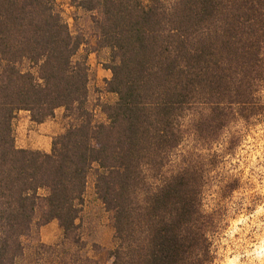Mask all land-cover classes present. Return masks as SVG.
Listing matches in <instances>:
<instances>
[{"label":"trees","instance_id":"16d2710c","mask_svg":"<svg viewBox=\"0 0 264 264\" xmlns=\"http://www.w3.org/2000/svg\"><path fill=\"white\" fill-rule=\"evenodd\" d=\"M65 6L108 53L104 122ZM59 109L71 123L50 153L16 147L21 112L40 125ZM263 122L264 0H0V264H97L77 225L91 175L110 264H217L240 180L215 176L243 137L231 132ZM53 221L63 238L48 246Z\"/></svg>","mask_w":264,"mask_h":264},{"label":"rangeland","instance_id":"374dc122","mask_svg":"<svg viewBox=\"0 0 264 264\" xmlns=\"http://www.w3.org/2000/svg\"><path fill=\"white\" fill-rule=\"evenodd\" d=\"M144 2L147 4L148 0ZM58 3L63 8V0H58ZM64 9L72 33L85 41L80 54L88 56L90 67L87 106L94 112L97 122H104L101 107L116 100L114 95L106 92V81L111 78V72L104 67L108 53L98 52V40L90 16L68 6ZM107 72L109 79L106 77ZM53 119H56L53 123L61 127L71 123L64 109L56 111L54 118L46 122L51 123ZM30 122L29 115L19 114L14 121L15 132L20 126L29 131L35 125ZM232 133H240L243 137L233 153L226 156L215 178L219 181L234 176L240 180V188L225 201L228 220L224 232L215 241L219 258L217 264H264V122L256 126L240 125ZM229 137L226 135L225 139ZM216 191L213 185L207 193L205 203L210 207L218 202L214 195ZM41 194L44 195V192ZM84 200L83 212L77 225L87 245L86 252L97 264H110L108 253L113 246L114 230L110 215L96 195L93 175L89 177ZM62 238L63 232L58 222H51L40 229L39 241L45 245L58 244ZM25 244L27 246L28 241Z\"/></svg>","mask_w":264,"mask_h":264},{"label":"crops","instance_id":"0c3cea01","mask_svg":"<svg viewBox=\"0 0 264 264\" xmlns=\"http://www.w3.org/2000/svg\"><path fill=\"white\" fill-rule=\"evenodd\" d=\"M108 73L109 72H107L106 74L107 79H109ZM21 113H25L29 115L26 112H21ZM53 122H56V119H53L51 123L45 122L40 125L35 124L33 128L30 129L29 131L24 126L18 127L15 132L16 147L18 149H23V150H34L44 153H50L52 147V139L54 137H58L59 135L64 134L69 127V125L67 127L66 126L61 127L58 126V123H53ZM54 222L57 221H53L52 223Z\"/></svg>","mask_w":264,"mask_h":264}]
</instances>
